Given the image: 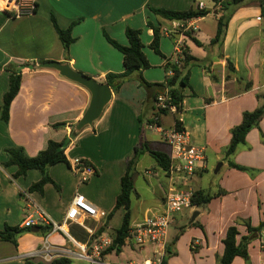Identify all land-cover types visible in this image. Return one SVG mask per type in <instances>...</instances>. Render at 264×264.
I'll use <instances>...</instances> for the list:
<instances>
[{
    "label": "crops",
    "instance_id": "obj_1",
    "mask_svg": "<svg viewBox=\"0 0 264 264\" xmlns=\"http://www.w3.org/2000/svg\"><path fill=\"white\" fill-rule=\"evenodd\" d=\"M32 1L36 3V13L16 18L3 9L0 0V231L6 226L22 228L33 204L62 225L76 193L83 194L107 214L113 211L121 192V180L142 136L153 148L169 149L160 133L151 132L157 135V140L146 136L145 124L153 115L154 89L149 92L141 83L144 80L150 84H164L167 77L173 76L171 70L178 64L173 43L178 35H163L162 31L173 29L176 21L156 16L152 10L187 12L197 10L198 3L203 1L205 10L210 13L206 17L192 19L190 25L197 28L192 33L193 37L209 46L216 36L225 0H212V6L206 3L210 0ZM52 18L60 29L72 28L74 42L68 51ZM150 22L161 30L163 57L150 47L154 39V32L148 25ZM129 28L142 31L144 53L151 67L135 73L119 92L111 88L112 100L92 127H86L76 136L72 134L90 105L91 94L53 70L26 69L18 96L10 107L9 120L2 119L1 107L10 83V73L6 71L8 66H37L48 61L69 63L74 70L106 83L107 74L124 72L123 55L108 42L106 35L128 46L126 30ZM164 38L173 45L174 54L169 51L170 42ZM184 46L199 62H192L187 67V72L190 71L189 86L184 90L183 109L178 118L192 145L205 149L207 155V161L199 166L193 183L196 191L221 195L204 208L205 213L200 212L203 220L198 227H190L189 223V229L179 244L182 256L177 253V257H171L168 264H218L224 253L222 242L229 227L238 228L240 242L241 238L252 236L247 223L256 228L264 221V119L248 134L246 144L241 145L233 156V162L249 169V172L231 168L222 152L229 146L231 130L241 123L243 113L264 106V17L260 3L252 2L235 9L222 48L215 45L204 49L188 37ZM228 60L233 62L237 71V75L230 73L229 79ZM247 82L252 84L249 91L244 90ZM147 114L149 116L145 120ZM161 125L165 130L173 128L174 114L163 116ZM49 141H69L65 151L69 164L60 163L49 168V176L57 186L49 184L44 194H31L30 187L41 180L42 173L31 170L26 177L16 178V166L4 167L8 161L6 150L21 147L28 156L35 157L46 149ZM147 156L148 153L140 155L137 168ZM211 156L222 163L218 174L225 170L214 185L215 190L202 185ZM75 159L95 168L97 174L89 183L80 184L79 177L71 171L70 165ZM157 175L161 187L158 171L154 177ZM164 176L165 189L159 188L158 202L144 212L142 206L143 213L132 212V223L142 220L148 212L162 209L169 185L167 176ZM137 196L140 198L138 192ZM117 213L94 242L107 236L114 238L124 219L122 209ZM90 222L93 226L89 225ZM87 224L93 235L103 221L88 220ZM72 226L77 225L66 226L64 231L48 236L41 231L22 235L18 238L17 247L10 243H7L12 247L9 250L0 247V264H24L26 258L41 251L46 240L53 246H70L68 235ZM167 245H171L169 240ZM142 252H147V249ZM248 254V260L238 257L232 264H264V230L253 237ZM145 256L148 257L147 254Z\"/></svg>",
    "mask_w": 264,
    "mask_h": 264
},
{
    "label": "trees",
    "instance_id": "obj_2",
    "mask_svg": "<svg viewBox=\"0 0 264 264\" xmlns=\"http://www.w3.org/2000/svg\"><path fill=\"white\" fill-rule=\"evenodd\" d=\"M259 2L262 8V15L264 17V0H225L222 2V17L218 21V28L216 32V36L212 39L209 46H204L197 39H195L191 32H188L186 35L190 38L197 46L202 47L204 49H208L209 47L218 45L222 48L224 39L226 36L227 28L230 22V19L236 8L252 3ZM152 12L165 20L168 21H188L192 19H198L206 17L210 11L207 10H190L187 12H175L164 9H153ZM54 27L58 33V36L65 48L66 51L70 49V45L74 42V38L72 36V28L67 30H62L59 28L56 20L52 18ZM149 27L152 28L154 32V39L151 44V48L156 52V54L163 57L160 50V39L162 38L161 30L153 25L151 22L148 23ZM142 31L127 29L126 37L128 39V46H123L118 42L111 39L108 35H106V39L108 42L117 49L123 55V63H124V72L121 74L109 73L106 76V84L110 86L116 93L119 92L122 85L129 81L135 73H140L144 70L149 69L150 63L147 56L144 53V44L141 39ZM184 60L180 62V64H175L174 69L171 70L173 76H169L166 79L164 84H150L142 80V85L151 92L154 89L153 93V115L152 118L145 124H150L154 116H165L170 114L168 111H164L162 113H158L156 108V101L159 94H163V92L167 89L168 96L171 99V103L177 106L178 112L174 114V125L177 129H182L180 119L178 115L182 112L183 109V101H184V90L189 86L188 80L190 71L187 72V67L192 62H199L196 58L190 55L189 50L184 47ZM228 67V76L229 79L230 73L237 75V71L233 65L231 60L227 61ZM26 69L36 70V64L31 66L22 65L20 67H16L14 65H10L6 68V71L10 73V83L9 89L7 93L4 95L3 104L1 107L2 119L4 121L9 120L10 107L18 96L20 91L21 82H22V74ZM2 71V67L0 66V72ZM215 80V77L212 76ZM238 80L241 81V78ZM252 88V84L247 82L244 90L249 91ZM264 119V106H261L257 110L253 112L246 111L242 115L241 123L234 127L231 130V141L227 148H225L222 152L225 156V160L228 161V164L231 168L238 169L241 171L249 172L250 170L241 166H238L233 162V156H235L241 145L246 144V138L248 134L258 126L259 122ZM142 123V122H141ZM161 124V123H160ZM144 128V127H143ZM142 128V130H143ZM72 134L76 136L79 134L74 130ZM69 141H64L61 143L55 141H49L46 149L41 151L37 156L30 157L26 154L25 150L21 147L11 148L6 150L8 155V161L4 164V167L16 166L18 171L15 175L16 178L26 177L29 171L38 170L42 173V178L37 183H34L29 192L44 194L45 187L49 184H55L53 179L49 176L48 170L50 167H53L60 163H68V160L65 155L66 148L68 146ZM148 153L157 163L159 170L168 175L169 167L171 164L170 159V150L164 148H153L151 147V143H149L144 136H142L140 144L136 148V154L132 160L128 162L127 170L125 175L121 180V192L116 199V205L113 211L109 214L106 222L98 227L96 232L91 235L85 229L79 226H72L69 230V234L80 243H93L94 240L98 239L108 227L109 221L114 216L115 212L118 210L124 211V219L120 229L116 231V234L113 238V244L106 251L107 255H117L119 256L125 246L130 244V235L129 230L132 224V198L134 195L137 196V191L135 189V177H136V168L139 161V157L142 154ZM223 194V192H222ZM219 195H212L209 192L203 190H197L191 203L192 208L200 209L207 207L210 202L219 197ZM197 226L196 221L190 225V227ZM41 233L44 236H48L52 232L51 227L39 226ZM248 232L252 233V236L243 237L241 241L238 242L239 230L235 226H231L228 228L226 237L223 240L224 253L219 258L218 264H232L234 260L238 257L248 260V247L251 243L253 237L264 230V221L261 224L254 228L247 223ZM31 233V229H23L20 227H12L6 226L4 230L0 231V241L4 243H10L14 247L18 246V238L24 234ZM178 240V239H177ZM172 246L167 245L166 247V255L162 260V264H168L169 259L173 256H176L177 253H173ZM194 251V249H192ZM86 264V263H78L71 259L65 257H58L52 262H45L41 259L37 258H26L24 264Z\"/></svg>",
    "mask_w": 264,
    "mask_h": 264
},
{
    "label": "built area",
    "instance_id": "obj_3",
    "mask_svg": "<svg viewBox=\"0 0 264 264\" xmlns=\"http://www.w3.org/2000/svg\"><path fill=\"white\" fill-rule=\"evenodd\" d=\"M3 9L16 18L33 16L37 6L32 0H2ZM198 9L204 10L203 1L198 3ZM190 21H176L171 30H163L162 34L168 37L178 35L175 41V53L180 64L184 60V40L187 33H194L197 28L190 25ZM158 113L168 111L170 114L178 112L177 106L171 103L166 89L159 94L156 101ZM161 116H154L152 122L146 125V130L158 132L163 136L164 142L170 150L171 164L169 167L168 188L165 193L162 209L158 212H148L145 217L131 224L129 235L130 244H135L140 251L150 247V255L140 262H129L126 264H162L166 255L168 242V230L175 223L176 216L186 209H192V199L196 193L193 178L197 175L199 166L207 161L206 151L203 148L192 145L189 134L184 129H177L175 125L165 130L161 123ZM71 171L79 177L80 184H87L95 178L97 172L87 162L75 159L70 165ZM32 211L22 224L23 229H32L39 226L52 228L51 233L64 231L66 226L77 225L85 229L89 234L93 233L87 221L102 222L108 219L109 214L93 205L83 194L76 193L66 213L62 225L54 222L50 216L39 206L33 204ZM67 234V233H66ZM68 235V234H67ZM71 246L58 247L46 242L37 254L30 258L39 257L45 262H52L58 257H65L78 263L86 264H118L111 261V255L106 251L113 244L112 237H104L93 243H80L68 235Z\"/></svg>",
    "mask_w": 264,
    "mask_h": 264
},
{
    "label": "rangeland",
    "instance_id": "obj_4",
    "mask_svg": "<svg viewBox=\"0 0 264 264\" xmlns=\"http://www.w3.org/2000/svg\"><path fill=\"white\" fill-rule=\"evenodd\" d=\"M206 3L209 6L213 5L212 0L207 1ZM165 40H167V39H165ZM167 41L170 42L169 40H167ZM172 43H173V40H172ZM170 44H171V42H170ZM173 45L175 47L174 43H173ZM173 45L171 44V49L169 50L170 53L173 52ZM148 50L149 49L146 50L147 53H148ZM173 54H174V52H173ZM148 116H149V114H147L145 116V120H147ZM145 133H146V136L148 137V139H151V140L159 139L157 137V135L151 133V131H146ZM219 163H221V162H217L213 156L209 157L208 172L203 174V178H202V185L204 187L215 190L214 185L216 184L220 175L222 176V174L225 173V170H223V172H221V174H215V171H216ZM157 171L161 174V180H162V182H161L162 186L161 187H160V181H159L160 177L158 175L154 177V175L156 174ZM136 173L137 174L135 177V188H136L137 192L139 193L140 198L136 195H134L132 198V212H133V214H136L137 212H142V209H141L142 206H144L143 212H144V209H152V207H154V205L159 200V197H160L159 188L161 190L165 189V181H166L164 174H162L160 172L156 161L150 155L147 156V158L144 161L139 163L138 168H136ZM210 184H212L213 186H210ZM161 192H163V191H161ZM21 204H23V203H21ZM117 212H115V215L119 214ZM196 212H199V213L201 212L202 214L205 213L204 208L194 209V210L193 209H186L183 211V213H180L176 216V221L173 224V226H171V228L169 230V234H168V240L171 242L173 253H179V255L182 256L180 248H179V244L182 240V236L185 234L184 232L187 229H189V223L191 222V220H192V218ZM134 217H135V215H134ZM202 220H203V215L197 217V219H196L197 226H195V227H198L199 222H201ZM89 225L93 226V224L91 222L89 223ZM14 227H16V226H14ZM70 246H71V244H70ZM0 247H3L5 250H9L12 248L9 244L4 243V242L1 243V241H0ZM146 249H147V252H142V251H140L139 247L135 244L127 245L124 247L123 252L119 256L112 255L111 261L113 263H118V264H126L129 262L137 263V262L143 261L146 257L145 254H147V256L150 255L151 248L147 247ZM192 249H194V248H192ZM173 257H177V255L173 256ZM74 264H77V263H74Z\"/></svg>",
    "mask_w": 264,
    "mask_h": 264
},
{
    "label": "water",
    "instance_id": "obj_5",
    "mask_svg": "<svg viewBox=\"0 0 264 264\" xmlns=\"http://www.w3.org/2000/svg\"><path fill=\"white\" fill-rule=\"evenodd\" d=\"M37 70H53L60 74V76L68 79L71 82L79 84L80 86L86 88L91 94L90 105L80 119L78 124L75 126V131L80 133L86 127H92L96 121H98L105 108L111 102L113 93L110 86L106 83H100L96 79L74 70L69 63H59L54 61H48L41 63L36 66ZM222 167V163H219L215 174H218ZM199 212H196L190 222L194 223L199 216ZM34 234L40 233L39 227H34L31 229Z\"/></svg>",
    "mask_w": 264,
    "mask_h": 264
}]
</instances>
